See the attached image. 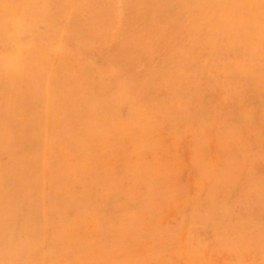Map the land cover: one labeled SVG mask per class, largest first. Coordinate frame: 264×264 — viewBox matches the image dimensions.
<instances>
[{"label":"rangeland","instance_id":"rangeland-1","mask_svg":"<svg viewBox=\"0 0 264 264\" xmlns=\"http://www.w3.org/2000/svg\"><path fill=\"white\" fill-rule=\"evenodd\" d=\"M0 181V264H264V0H0Z\"/></svg>","mask_w":264,"mask_h":264},{"label":"bare ground","instance_id":"bare-ground-1","mask_svg":"<svg viewBox=\"0 0 264 264\" xmlns=\"http://www.w3.org/2000/svg\"><path fill=\"white\" fill-rule=\"evenodd\" d=\"M58 1V0H57ZM70 1V0H69ZM91 1H93V0H91ZM62 2V1H61ZM63 2H64V0H63ZM221 3H224V2H221ZM226 4H229L230 5V2L229 1H226ZM66 5V4H65ZM70 5V4H69ZM89 6V5H88ZM68 8V7H67ZM70 8V7H69ZM83 8V7H82ZM65 9V8H64ZM63 9V10H64ZM50 11V10H49ZM89 11V10H88ZM66 12H67V10H66ZM48 13V12H47ZM68 13V12H67ZM66 13V14H67ZM92 13H93V11H92ZM35 14V13H34ZM64 14V13H63ZM73 14V13H72ZM37 15V14H36ZM72 16V15H71ZM36 17V16H35ZM34 17V18H35ZM86 17V16H85ZM29 18V17H28ZM29 20V19H28ZM27 20V21H28ZM47 20V19H46ZM45 20V21H46ZM44 21V20H43ZM65 21H66V19H65ZM89 21V20H88ZM42 22V21H41ZM62 22V21H61ZM95 22V21H94ZM68 23V22H67ZM49 24V23H48ZM32 25V24H31ZM44 25V24H43ZM39 26V25H38ZM49 26V25H48ZM34 27V26H33ZM45 27V26H44ZM39 28V27H38ZM48 28V27H47ZM27 32V31H26ZM41 32V31H40ZM66 32V31H65ZM46 34V33H45ZM22 35V34H21ZM26 35V34H25ZM47 35V34H46ZM10 36V35H9ZM43 36H45V35H43ZM41 37V36H40ZM63 37V36H62ZM10 38V37H9ZM16 40H17V37L15 38ZM44 39V38H43ZM46 39V38H45ZM15 40V41H16ZM21 41V40H20ZM56 41V40H55ZM54 41V42H55ZM43 43V45H46L44 42H42ZM48 43V42H47ZM56 43V42H55ZM94 44V43H93ZM41 45V44H40ZM95 45V44H94ZM111 45V44H110ZM32 46V45H31ZM30 46V47H31ZM36 46H39V45H36ZM96 46H98V45H96ZM14 47H15V49L19 52V53H21L24 57H25V59L23 60V63H22V67H24L25 69L26 68H28V69H32V68H36V67H38V66H36L37 64H39V62L35 65V62H36V60L38 59L37 57H38V51L36 52V51H34V50H31V49H28V50H24V48L20 45V43L18 42V40L16 41V44H14ZM33 47V46H32ZM51 47H53V46H51ZM54 47H57V46H54ZM100 47V46H99ZM103 47V46H102ZM41 48V47H40ZM47 48H48V45H47ZM92 48H93V45H92ZM91 48V49H92ZM101 48V47H100ZM62 49V48H61ZM39 50V49H38ZM41 50V49H40ZM45 50V49H44ZM52 51V50H51ZM41 52V51H40ZM51 53V52H50ZM47 55V54H46ZM15 56V55H14ZM45 57V56H44ZM48 57V56H47ZM18 58H19V56H18ZM49 58V57H48ZM51 58V57H50ZM59 58V57H58ZM57 58V59H58ZM20 60V59H19ZM39 60V59H38ZM37 60V61H38ZM40 60H42V58L40 59ZM52 60V59H51ZM46 62H47V60H46ZM19 63V62H18ZM42 66H43V64H42ZM44 66H45V64H44ZM40 70V69H39ZM182 76H184V75H182ZM69 80V79H68ZM66 82H68V81H66ZM62 83V82H61ZM76 83V82H75ZM71 85H72V83H71ZM70 86V85H69ZM80 89V88H79ZM64 90V89H63ZM77 93V92H76ZM60 104V103H59ZM246 144V143H245ZM252 147V146H251ZM247 148V147H246ZM2 165V164H1ZM254 169H255V167H254ZM258 170V169H257ZM2 173V172H1ZM260 173V172H259ZM257 174H258V172H257ZM244 176V175H243ZM2 178V177H1ZM2 179H4V178H2ZM243 179V178H242ZM0 182H2V181H0ZM2 184V183H1ZM9 184V183H8ZM5 185V184H4ZM9 185H7V187H8ZM22 186V185H21ZM4 188H6V187H4ZM7 190V189H6ZM23 191V190H22ZM6 192H8V191H6ZM33 193V192H32ZM1 194V193H0ZM2 196H4V195H1V197ZM19 198V197H18ZM37 199V198H36ZM3 203V202H2ZM8 204V203H7ZM6 212V211H5ZM168 215V214H167ZM170 215V214H169ZM166 218H168V217H166ZM35 220V219H34ZM88 229V228H87ZM88 231V230H87ZM89 232H90V230H89ZM211 239V238H210ZM181 240V239H180ZM245 256H247V255H245ZM210 261H211V259H210ZM180 262V261H179Z\"/></svg>","mask_w":264,"mask_h":264}]
</instances>
